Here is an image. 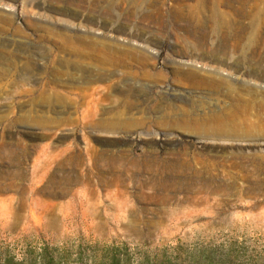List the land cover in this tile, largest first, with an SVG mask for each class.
<instances>
[{
    "label": "rangeland",
    "instance_id": "374dc122",
    "mask_svg": "<svg viewBox=\"0 0 264 264\" xmlns=\"http://www.w3.org/2000/svg\"><path fill=\"white\" fill-rule=\"evenodd\" d=\"M73 36L148 56L127 70L148 91L144 124L112 122V80L75 93L96 62ZM239 53L257 63L241 84L264 91V0H0V264H264V136L156 123L226 105L176 83L179 59L204 54L210 71Z\"/></svg>",
    "mask_w": 264,
    "mask_h": 264
},
{
    "label": "bare ground",
    "instance_id": "6f19581e",
    "mask_svg": "<svg viewBox=\"0 0 264 264\" xmlns=\"http://www.w3.org/2000/svg\"><path fill=\"white\" fill-rule=\"evenodd\" d=\"M144 17L151 18L149 15ZM108 26L111 27L110 25ZM181 30L187 34L190 33L188 28H182ZM69 38L74 43H79V46H90L94 44L90 40L76 36ZM94 45L95 54L93 58L95 59L96 65L81 78V83L84 84V87L75 88V93L79 95L87 94L89 97L93 96L95 94V85L112 80L113 83L121 87L120 93L122 98L119 104L123 107V110L121 109V111L111 115L110 118L112 122H114L119 129L124 127V123L125 125L144 124V120L136 119L134 115L139 114V107L148 102V91L142 82H140V76L142 74L137 75V71L130 69L128 72L127 70L132 63L143 66L147 63L148 56L139 53L138 51L142 52L140 48L136 49L131 47L130 49L105 43ZM181 48L183 54H186V50L191 49L189 42L184 39L181 40ZM198 49H206L205 44H199ZM203 60L204 54H201L197 58L190 55L183 60L179 59L176 64L171 67L172 72L170 75L178 84L198 90L207 91L208 89L210 93L221 96L226 101L225 107L203 114L182 112L178 117H159L156 123L164 124L172 129L173 127L174 129H181L199 139L226 141L256 137L257 135L264 136V91L258 90L251 85L241 84L242 82H240H248L249 80L246 78L253 77L255 72L253 69H250V66L254 68L257 64L254 58H246L242 53H239L235 60H215L214 62L212 61L214 67L211 65L210 71L202 68L197 69L195 67L196 65L207 67V64L202 63ZM246 63L250 65L249 68L245 67L247 65ZM106 68L110 69V71L119 70L122 75L115 78V76L105 74L103 69ZM220 70H223V73L226 72L228 76H236V79L233 77L236 82L233 83L230 80L231 78L219 75ZM136 83H138V85L134 86ZM236 85L237 87H235ZM111 88L112 87L104 88L103 94L97 95L96 99L93 97V99H91L92 105L96 106V103L105 101L107 99V93ZM156 110V107H152L151 109L153 113H155Z\"/></svg>",
    "mask_w": 264,
    "mask_h": 264
},
{
    "label": "trees",
    "instance_id": "16d2710c",
    "mask_svg": "<svg viewBox=\"0 0 264 264\" xmlns=\"http://www.w3.org/2000/svg\"><path fill=\"white\" fill-rule=\"evenodd\" d=\"M113 264H116V263H113Z\"/></svg>",
    "mask_w": 264,
    "mask_h": 264
}]
</instances>
